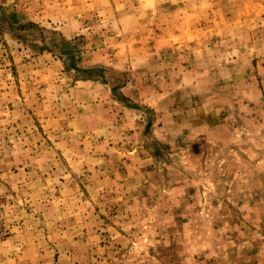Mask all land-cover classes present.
<instances>
[{
  "label": "rangeland",
  "instance_id": "374dc122",
  "mask_svg": "<svg viewBox=\"0 0 264 264\" xmlns=\"http://www.w3.org/2000/svg\"><path fill=\"white\" fill-rule=\"evenodd\" d=\"M0 264H264V0H0Z\"/></svg>",
  "mask_w": 264,
  "mask_h": 264
}]
</instances>
